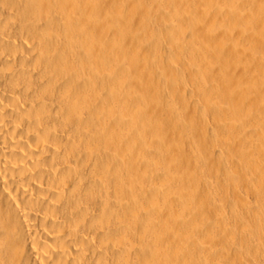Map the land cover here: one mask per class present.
<instances>
[{"label":"bare ground","instance_id":"bare-ground-1","mask_svg":"<svg viewBox=\"0 0 264 264\" xmlns=\"http://www.w3.org/2000/svg\"><path fill=\"white\" fill-rule=\"evenodd\" d=\"M262 117L264 0H0V264H264Z\"/></svg>","mask_w":264,"mask_h":264},{"label":"rangeland","instance_id":"rangeland-1","mask_svg":"<svg viewBox=\"0 0 264 264\" xmlns=\"http://www.w3.org/2000/svg\"><path fill=\"white\" fill-rule=\"evenodd\" d=\"M262 118L264 119V117H262ZM210 119H211V117L208 116V122H209V123H211L210 121H212V120H210ZM210 178H213V176H211ZM213 179H214V178H213ZM211 180H212V179H211ZM242 194H244V193H242ZM204 202H206V199H204ZM206 203H208V201H207ZM206 203H204V205H206ZM237 208H238V210H239V209H240V206H238ZM203 209H204V210H203ZM199 210H201V211H199ZM198 211H199V213H202V211H203L202 214H205L204 217H206L209 221H210V217H211V219H212L211 221H213V217H214V216H212V215H214V213H212V211H210V213H209V210H207L205 206H204L203 208L198 209ZM204 211H205V213H204ZM199 213H198V214H199ZM207 213H208L209 215H208ZM196 214H197V213H196ZM198 214H197V215H198ZM202 214H201V216H202ZM210 214H212V215H210ZM197 215H196V217H197ZM206 215H208V216H206ZM201 216L199 215L198 217L201 218ZM242 219H243V218H241L240 220H242ZM256 219H257V218H256ZM211 221H210V222H211ZM242 221H243V220H242ZM237 222H238V221H237ZM238 223H239V222H238ZM201 238H203V237H201ZM201 238H200V239H201ZM202 240H203V239H202ZM203 241H204V240H203Z\"/></svg>","mask_w":264,"mask_h":264}]
</instances>
